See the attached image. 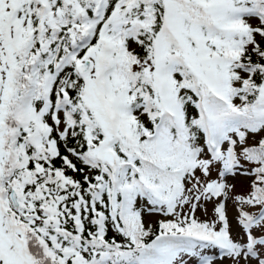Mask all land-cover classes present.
<instances>
[{"label": "snow or ice", "instance_id": "6c2138e0", "mask_svg": "<svg viewBox=\"0 0 264 264\" xmlns=\"http://www.w3.org/2000/svg\"><path fill=\"white\" fill-rule=\"evenodd\" d=\"M225 262L264 264V0H0V264Z\"/></svg>", "mask_w": 264, "mask_h": 264}, {"label": "rangeland", "instance_id": "374dc122", "mask_svg": "<svg viewBox=\"0 0 264 264\" xmlns=\"http://www.w3.org/2000/svg\"><path fill=\"white\" fill-rule=\"evenodd\" d=\"M237 190H240V185L238 184ZM225 264H227V262H225Z\"/></svg>", "mask_w": 264, "mask_h": 264}]
</instances>
